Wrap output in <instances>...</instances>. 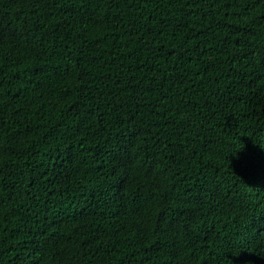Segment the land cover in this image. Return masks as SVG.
I'll use <instances>...</instances> for the list:
<instances>
[{
	"label": "trees",
	"instance_id": "1",
	"mask_svg": "<svg viewBox=\"0 0 264 264\" xmlns=\"http://www.w3.org/2000/svg\"><path fill=\"white\" fill-rule=\"evenodd\" d=\"M0 264H264V0H0Z\"/></svg>",
	"mask_w": 264,
	"mask_h": 264
}]
</instances>
